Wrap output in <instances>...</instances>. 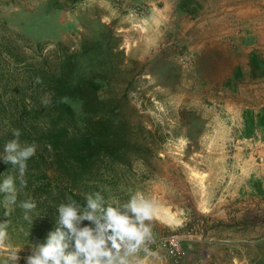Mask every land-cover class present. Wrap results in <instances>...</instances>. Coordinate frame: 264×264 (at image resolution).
Returning a JSON list of instances; mask_svg holds the SVG:
<instances>
[{"label": "rangeland", "instance_id": "obj_1", "mask_svg": "<svg viewBox=\"0 0 264 264\" xmlns=\"http://www.w3.org/2000/svg\"><path fill=\"white\" fill-rule=\"evenodd\" d=\"M222 1L0 0V152L19 129L46 161L22 176L0 162V180L16 179L17 205L7 216L0 206L13 246L42 242L69 190L109 203L141 191L174 214L158 213L154 235L184 233L179 264H264V32L251 48L213 31ZM63 53L98 85L88 101L65 99L76 123L49 105L37 72ZM100 114L109 121L91 132L84 117ZM61 124L88 138L50 148Z\"/></svg>", "mask_w": 264, "mask_h": 264}, {"label": "clouds", "instance_id": "obj_2", "mask_svg": "<svg viewBox=\"0 0 264 264\" xmlns=\"http://www.w3.org/2000/svg\"><path fill=\"white\" fill-rule=\"evenodd\" d=\"M21 131H13L0 152V162L17 166L23 175L27 161L36 154L35 143L22 142ZM0 206L4 215L17 205L16 179L9 175L0 180ZM24 219L31 223L37 208L34 200L20 202ZM162 205L159 201L135 191L126 202H107L101 192L86 194L80 202L71 196L56 208L53 227L43 241L13 246L9 223L0 218V264H163L158 252L152 250L153 221ZM25 251V255L21 252Z\"/></svg>", "mask_w": 264, "mask_h": 264}, {"label": "trees", "instance_id": "obj_3", "mask_svg": "<svg viewBox=\"0 0 264 264\" xmlns=\"http://www.w3.org/2000/svg\"><path fill=\"white\" fill-rule=\"evenodd\" d=\"M75 64L73 63L72 56L66 53L61 54V57L58 59V63L56 64V67L54 70L52 69H38L37 72H42L45 74L44 76H38L41 79H44V83L49 86V105L55 106L56 108L60 109L59 114L63 115L65 114V117L70 121L76 123V119L74 118V113L71 109V107L65 103V99L77 97L81 99H92L95 94V89L89 90L88 86H95L96 88L98 85L93 83L89 80L84 79H77L75 76L74 71ZM99 111H95L94 115L99 114ZM85 114H89L88 110L84 109ZM88 116V115H87ZM51 118H54V114L49 116ZM56 117V116H55ZM85 123L89 125L91 128V132H94L95 130L99 129L101 126L100 124H103L106 121H109L104 117L103 114H100L97 117H84ZM54 132V133H53ZM88 138V135L85 136L84 134H71L69 132V129L66 125L61 124L57 130L55 131H49V136H47V145L50 146V148H58L61 145L66 146L65 151H69L68 145L72 142H77L79 138ZM87 140V139H86ZM68 144V145H67ZM81 152V157L84 156V153ZM43 162L45 164V160L41 159L38 160L36 156L31 157L27 164L30 162ZM117 162H119L121 165H124L123 160L117 159ZM49 162V160H48ZM49 164V163H48ZM39 165H37L38 167ZM44 171H49V165L43 167ZM67 196H71L74 199H76L75 194L69 190ZM80 201V200H79Z\"/></svg>", "mask_w": 264, "mask_h": 264}, {"label": "crops", "instance_id": "obj_4", "mask_svg": "<svg viewBox=\"0 0 264 264\" xmlns=\"http://www.w3.org/2000/svg\"><path fill=\"white\" fill-rule=\"evenodd\" d=\"M213 16V31L248 42L251 48L263 46L264 0H223L222 9Z\"/></svg>", "mask_w": 264, "mask_h": 264}, {"label": "built area", "instance_id": "obj_5", "mask_svg": "<svg viewBox=\"0 0 264 264\" xmlns=\"http://www.w3.org/2000/svg\"><path fill=\"white\" fill-rule=\"evenodd\" d=\"M185 240L184 233L174 230L164 235H154L151 248L157 251L164 261H168L170 264H179L184 255Z\"/></svg>", "mask_w": 264, "mask_h": 264}, {"label": "bare ground", "instance_id": "obj_6", "mask_svg": "<svg viewBox=\"0 0 264 264\" xmlns=\"http://www.w3.org/2000/svg\"><path fill=\"white\" fill-rule=\"evenodd\" d=\"M159 214H160V216H161L162 218H166V219H169V218L172 219V217L174 216L173 213L168 212L167 210H163V211H162L161 213H159Z\"/></svg>", "mask_w": 264, "mask_h": 264}]
</instances>
